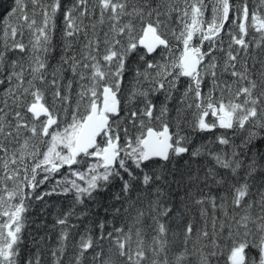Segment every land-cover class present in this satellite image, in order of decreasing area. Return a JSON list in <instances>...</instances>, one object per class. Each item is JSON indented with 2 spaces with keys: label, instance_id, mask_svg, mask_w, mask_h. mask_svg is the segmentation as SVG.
Instances as JSON below:
<instances>
[{
  "label": "snow or ice",
  "instance_id": "1",
  "mask_svg": "<svg viewBox=\"0 0 264 264\" xmlns=\"http://www.w3.org/2000/svg\"><path fill=\"white\" fill-rule=\"evenodd\" d=\"M0 264H264V0H11Z\"/></svg>",
  "mask_w": 264,
  "mask_h": 264
},
{
  "label": "trees",
  "instance_id": "2",
  "mask_svg": "<svg viewBox=\"0 0 264 264\" xmlns=\"http://www.w3.org/2000/svg\"><path fill=\"white\" fill-rule=\"evenodd\" d=\"M10 4H11V0H0V14H3L6 11V9H8ZM61 200L62 198H55V197L51 198L50 203L52 204V207L50 208V211L53 214H55L56 208L61 205ZM48 220L51 221L52 216H49Z\"/></svg>",
  "mask_w": 264,
  "mask_h": 264
}]
</instances>
